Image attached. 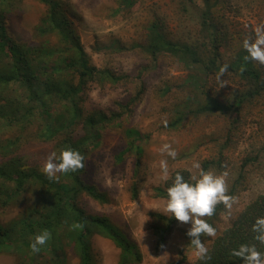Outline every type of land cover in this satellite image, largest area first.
Returning <instances> with one entry per match:
<instances>
[{
    "label": "trees",
    "instance_id": "1",
    "mask_svg": "<svg viewBox=\"0 0 264 264\" xmlns=\"http://www.w3.org/2000/svg\"><path fill=\"white\" fill-rule=\"evenodd\" d=\"M7 1L0 0V207L21 208V211L16 217L0 222V250L3 246L10 248L16 264H66V243L77 264H95L89 237L97 233L110 238L119 248L117 264L140 262L142 255L135 243L124 237L108 217L89 215L78 202L83 192L103 198L82 179L86 154L90 148L98 146L102 130L116 124L122 115L118 110H86L82 104L83 94L90 83L115 84L128 79V75H116L108 68H98L91 63L79 36L68 25L55 0H37L45 5L46 14L40 17L34 28L35 44L25 46L18 42L7 34L3 24ZM214 3L203 0L202 4L194 5L196 34L182 39L169 37L156 19L148 26L145 43L135 45H143L152 61L162 56L169 57L185 72L186 99L175 104V118L167 126H177L188 114L207 118L235 115L225 135L216 133L209 137V142L214 141L217 147L220 141V145L217 149L212 148L213 158L203 162L201 168L204 170H224L229 150L226 148L233 141L239 112L253 101L261 102L264 97L262 64L244 59L248 55L242 47L245 37L237 36L234 45H230L232 37L224 23L217 20ZM42 37L45 39L41 40ZM225 65L227 70L224 74L234 78L238 87H234L231 97L223 98L210 90L208 83L212 77L220 75L219 70ZM241 67L244 71L240 70ZM142 89L144 86L140 82L131 100L139 97ZM169 89L165 87L163 92ZM36 123L42 128V137L53 142V152L59 153L61 149L70 147L84 157V167L75 172L57 173L58 179H49L33 165L24 166L18 152L14 151L24 133ZM125 133L132 137L126 150H134L138 161L143 152L138 142L142 140L139 131L127 128ZM223 138L225 142L221 141ZM252 159L255 155H245L240 166L250 165ZM176 173L191 181L192 176L187 170L175 171L162 188L156 187L165 198L167 187ZM245 182V175L239 174L226 194L234 197L245 188ZM136 190L135 186L134 194ZM225 212L229 214L231 210L226 209L222 202L217 203L213 214L202 219L217 232L219 216ZM153 216L155 249L159 250L178 221L169 218L171 213L156 212ZM262 216L264 194L233 212L229 225L215 236H209L204 244L209 258L195 259L194 264H243L241 258L231 255V251L241 244H255L259 251L264 252V243L254 239L256 234L252 230L256 218ZM45 230L50 233V239L39 246V252L33 253L29 245L35 235ZM206 236L201 234L202 242ZM190 239L187 236L185 249L190 247ZM185 249H181L179 256L168 264H184L187 258Z\"/></svg>",
    "mask_w": 264,
    "mask_h": 264
},
{
    "label": "rangeland",
    "instance_id": "2",
    "mask_svg": "<svg viewBox=\"0 0 264 264\" xmlns=\"http://www.w3.org/2000/svg\"><path fill=\"white\" fill-rule=\"evenodd\" d=\"M55 1L59 3L58 9L68 25L79 36L91 63L98 68H108L116 75H128V79L115 84L90 83L83 94L82 104L86 110H118L122 115L116 124L102 130L100 143L86 154L82 179L103 198L83 192L78 202L87 214L108 217L124 237L138 246L141 261L131 264H168L179 256L181 249H185L190 223L178 221L167 235L163 248L155 249L153 215L156 212L169 214L164 207L166 198L158 193L156 187L162 188L180 169L187 170L191 176L198 175L193 163L199 162L202 167L203 162L210 161L214 155L212 148L216 146L214 141H208L209 137H214L216 133L225 135L235 115L207 118L188 114L177 126H167L175 118V104L186 99L185 72L169 57L162 56L152 61L143 45H135L145 43L148 26L156 19L169 37L182 39L196 34L194 5L202 4L203 0ZM212 2H215L213 11L217 20L224 23L232 37L230 45H234L239 35L254 39L255 27L264 24V0ZM5 7L3 24L7 34L25 46L35 44L34 28L40 17L46 14L45 5L37 0H8ZM223 44L230 48V45ZM262 67L264 69V64ZM224 73L219 75V79L218 76L212 77L208 83L210 90L223 98L231 97L234 87H238L236 80ZM140 82L144 90L139 97L131 100ZM165 87L170 88L166 93L163 92ZM261 99V102L247 104L239 112L233 141L229 140L226 148L229 150L224 170H205L217 175L226 172L227 190L239 174L246 177L245 188L234 195L231 212L220 214L217 222L219 231L229 225L233 212L264 194V97ZM37 125L39 123L24 133L14 153L18 152L24 166L33 165L43 172V165L53 152V142L42 137V128ZM127 128H135L142 138L138 141L143 148L138 161L134 150H126L132 139L125 133ZM224 139L221 141L225 142ZM165 143L177 153L174 159L166 151H161ZM245 155H255V159L250 165L241 167ZM162 159L168 161L167 179L162 176L159 167ZM20 211L21 208L0 207V222L16 217ZM208 240L209 236H206L203 243ZM89 246L95 264H117L120 250L110 238L92 234ZM1 248L0 264H16V257L10 248ZM189 248L184 250L187 257L184 264H194L195 261ZM64 249L68 260L66 264H77L66 243Z\"/></svg>",
    "mask_w": 264,
    "mask_h": 264
},
{
    "label": "clouds",
    "instance_id": "3",
    "mask_svg": "<svg viewBox=\"0 0 264 264\" xmlns=\"http://www.w3.org/2000/svg\"><path fill=\"white\" fill-rule=\"evenodd\" d=\"M242 47L248 53L245 60H255L264 64V24H258L254 29V39L245 38ZM227 70V65L220 68V75ZM241 71L244 68L241 67ZM219 79V76H218ZM166 123V122H165ZM161 151L175 158L177 153L167 143L162 145ZM84 167V157L72 148H63L52 152L46 159L42 171L49 179H58L57 173L75 172ZM162 176L167 179L169 174L168 161L162 159L159 162ZM193 167L198 170V175L191 177V181L185 180L180 173H176L170 186L167 187L165 211L171 213L169 218H175L179 222L190 223L186 235L190 237V255L198 260H206L208 249L201 240V234L215 236L216 230L202 217L211 216L217 203H223L226 209H231L235 197L226 194L227 187L225 177L227 173L220 175L201 168L199 162H194ZM255 240L264 243V216L258 217L252 226ZM50 239V233L43 231L35 235L29 245L33 253L40 251V247ZM231 255L241 258L243 264H264V252L257 249L255 244H241L238 249H233Z\"/></svg>",
    "mask_w": 264,
    "mask_h": 264
}]
</instances>
